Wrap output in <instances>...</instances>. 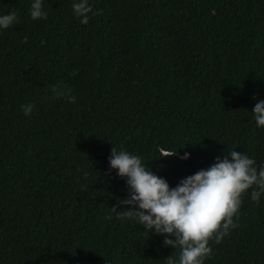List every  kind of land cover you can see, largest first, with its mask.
<instances>
[{
	"label": "trees",
	"instance_id": "obj_1",
	"mask_svg": "<svg viewBox=\"0 0 264 264\" xmlns=\"http://www.w3.org/2000/svg\"><path fill=\"white\" fill-rule=\"evenodd\" d=\"M78 2L41 0L33 20L34 0H0V16L17 13L0 27V264H179V246L111 213L130 192L111 150L170 189L231 150L259 172L264 0H88L87 24ZM240 199L202 264H264V190Z\"/></svg>",
	"mask_w": 264,
	"mask_h": 264
},
{
	"label": "clouds",
	"instance_id": "obj_2",
	"mask_svg": "<svg viewBox=\"0 0 264 264\" xmlns=\"http://www.w3.org/2000/svg\"><path fill=\"white\" fill-rule=\"evenodd\" d=\"M72 8L74 14L82 18L80 22L87 24L88 14L92 12L88 0L73 3ZM30 16L33 20L47 18L41 0H34ZM16 19L15 12L0 16V27L7 29ZM23 42H27V37ZM52 92L54 98L68 96L70 102L76 99L62 91L59 85L54 86ZM21 108L27 116L33 105L26 104ZM252 113L257 126H264V101L256 103ZM174 155L177 151L166 150L162 151L161 158ZM188 156L189 153L185 152L181 158L187 159ZM109 164L111 169H118L121 178H127L130 189L128 198L118 200L117 205L111 207V213H115L117 219L136 221L148 234L163 235L166 247L179 246V264H202V258L212 252L209 240L215 237V242L220 243L230 228L237 226L233 217L240 208L241 194L254 184L264 190V167L258 172L253 159L234 150L224 154L223 158L218 156L210 168L182 179L172 189L165 179L147 170L138 156L118 152L114 146ZM260 194L253 190L252 200L258 202ZM121 205L130 207L118 211ZM107 218L110 220L112 216ZM166 259L168 264H175L172 255Z\"/></svg>",
	"mask_w": 264,
	"mask_h": 264
}]
</instances>
